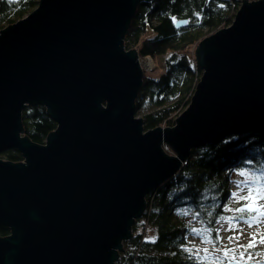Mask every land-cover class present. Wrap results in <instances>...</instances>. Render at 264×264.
<instances>
[{
  "label": "water",
  "instance_id": "1",
  "mask_svg": "<svg viewBox=\"0 0 264 264\" xmlns=\"http://www.w3.org/2000/svg\"><path fill=\"white\" fill-rule=\"evenodd\" d=\"M140 1L39 0L0 30V155L22 156L0 159V226L10 230L0 264H114L145 196L192 149L264 133V0H242L230 25L199 41L189 104L173 127L147 131L135 117L140 63L123 49ZM27 105L56 124L44 144L22 135Z\"/></svg>",
  "mask_w": 264,
  "mask_h": 264
},
{
  "label": "trees",
  "instance_id": "2",
  "mask_svg": "<svg viewBox=\"0 0 264 264\" xmlns=\"http://www.w3.org/2000/svg\"><path fill=\"white\" fill-rule=\"evenodd\" d=\"M38 2L0 0V30L22 19ZM239 2L143 0L137 4L124 36L125 46L136 47L140 57L166 55L163 72L157 77L144 74L135 99V111L142 102L150 107L141 117L143 131L174 125L175 117L189 104L202 73L192 52L194 44L230 25ZM179 20L186 23L175 27ZM21 124L22 135L36 144H44L56 129L51 114L40 105L25 106ZM0 157L14 163L22 161L15 149L2 152ZM248 160L252 164L245 163ZM261 163L264 133L255 130L227 134L212 144L192 149L177 173L145 196V209L133 221L132 236L122 243L114 264H207L190 249L188 217L216 234L218 223L224 220L220 218L227 214L225 209L235 206L229 189L231 174ZM149 230L153 236L145 240ZM9 234V228L0 226V237Z\"/></svg>",
  "mask_w": 264,
  "mask_h": 264
},
{
  "label": "rangeland",
  "instance_id": "3",
  "mask_svg": "<svg viewBox=\"0 0 264 264\" xmlns=\"http://www.w3.org/2000/svg\"><path fill=\"white\" fill-rule=\"evenodd\" d=\"M241 1L242 0H240V2ZM124 42L125 40L123 39V49L125 51H128L127 48H129V50L130 49L135 50L140 63V68L142 70L143 77L144 74L148 76L157 77L163 72L164 70L163 61L166 55H160L155 57H150V56L140 57L136 47L134 48L132 46L126 47ZM198 43L199 42H196L192 48L193 55H194V50ZM148 111H150L149 105L145 102H142L139 109L135 111V117L141 118ZM181 112L179 114H181ZM177 116L175 117V119L177 118ZM161 127L165 128V126H161ZM163 151L165 152V154L169 156L175 155V153L167 146L163 148ZM0 159L5 160L2 157H0ZM237 173L238 172H233L231 174L232 180L230 182L229 189L231 192H237L241 196H246L248 194L247 189L245 188L244 191L241 192L240 189L237 187L236 182L244 179L243 177L239 176ZM231 201L235 204V206L229 208L232 209V211H227V214L225 216V218L228 217L236 218L232 221L231 230H230V225L227 223V221L223 220L220 223H218L216 227V234L215 233L213 234V232H211L208 228L201 225L197 219L188 217V220H191L190 223L191 233H189V241L191 244L190 249H192V252L194 254H197L196 256H199L201 259H204L207 264L208 263L220 264L221 260L223 261V264H227V262H232V261H239V263L241 264H264V243H261V237L264 236V216H261L258 221L256 220L251 221L252 226L249 227L247 224L244 223L243 219H240V217L243 216L244 218H247L249 215L255 216L256 213L235 212L234 210L236 208L241 207L247 202L238 200L237 198L234 197H231ZM259 204H264V200H260ZM217 229L219 230L218 233L220 237L219 240L216 239ZM131 236H132V232H131ZM152 236H153V232L152 230H149L145 236V240L151 239ZM229 237H234V239L229 240ZM252 237H255V246L252 247L251 249H248V252L245 253L244 260H240L239 254L240 252L244 251V249L239 246L247 245ZM209 240L211 241V243L208 242ZM225 248L234 249L235 252L234 253L229 252L228 256L226 257L223 251ZM217 249H220V251H217ZM248 253L252 254L251 260L247 259ZM233 255L236 256V260L232 259Z\"/></svg>",
  "mask_w": 264,
  "mask_h": 264
},
{
  "label": "snow or ice",
  "instance_id": "4",
  "mask_svg": "<svg viewBox=\"0 0 264 264\" xmlns=\"http://www.w3.org/2000/svg\"><path fill=\"white\" fill-rule=\"evenodd\" d=\"M175 19V18H173ZM247 164H252L251 160L245 161ZM239 176L243 177L244 179L241 181H237V187L240 189V191H244V189H247L248 194L246 196H241L237 192L232 193V197L237 198L238 200L246 201L244 205H242L239 208H236L234 211L238 213H252L255 212V216L249 215L247 218H244L243 216L240 217V219L244 220V223L247 224L249 227L252 226L251 221L256 220L258 221L261 216H264V204H259L260 200H264V163H261L259 167H253V168H241L238 173ZM226 211H232V209H225ZM220 219H224L227 221V223L230 225V230L232 226V221L236 219L235 217H221ZM219 230L217 229V236L216 239L219 240ZM234 237H229V240H233ZM211 243V241H208ZM261 243H264V236L261 237ZM255 246V237H252L249 240V243L247 245H240L239 247L243 248L244 251L240 252L239 257L240 260L245 259V253L248 252V249H251ZM187 250V249H186ZM207 251V250H205ZM217 251H220V249H217ZM224 255L227 257L229 252H235L234 249H227L224 250ZM233 260H236V256H232ZM247 259H252V254L248 253ZM220 264H223V261H220ZM237 264H239V261H237Z\"/></svg>",
  "mask_w": 264,
  "mask_h": 264
},
{
  "label": "bare ground",
  "instance_id": "5",
  "mask_svg": "<svg viewBox=\"0 0 264 264\" xmlns=\"http://www.w3.org/2000/svg\"><path fill=\"white\" fill-rule=\"evenodd\" d=\"M249 2H251V1L249 0ZM239 3H240V4H239L238 8H239V7H240V5H241V2H239ZM238 8H237V10H238ZM237 10H236V11H237ZM235 13H236V12H235ZM234 15H235V14H234Z\"/></svg>",
  "mask_w": 264,
  "mask_h": 264
}]
</instances>
